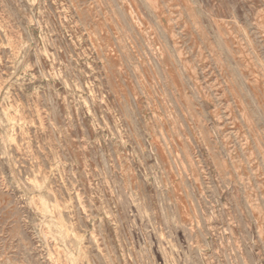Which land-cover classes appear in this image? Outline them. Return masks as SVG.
Masks as SVG:
<instances>
[{
  "label": "rangeland",
  "instance_id": "obj_1",
  "mask_svg": "<svg viewBox=\"0 0 264 264\" xmlns=\"http://www.w3.org/2000/svg\"><path fill=\"white\" fill-rule=\"evenodd\" d=\"M0 264H264V0H0Z\"/></svg>",
  "mask_w": 264,
  "mask_h": 264
}]
</instances>
